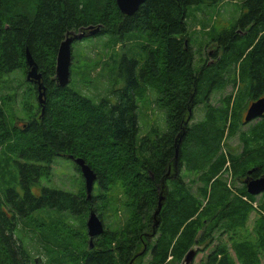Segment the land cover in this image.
Returning <instances> with one entry per match:
<instances>
[{
	"label": "trees",
	"instance_id": "obj_1",
	"mask_svg": "<svg viewBox=\"0 0 264 264\" xmlns=\"http://www.w3.org/2000/svg\"><path fill=\"white\" fill-rule=\"evenodd\" d=\"M225 1L145 0L124 16L115 0H35L32 14L21 13L15 0H0V91L25 69L26 52L46 89L43 110L14 126L6 123L7 94L0 95V264H38L33 253L45 264H144L147 255V264H181L189 252L208 249L200 264L264 263V197L247 194L243 183L264 177V115L244 122L250 104L264 97V0H241L238 19L210 39L218 49L211 55L215 63L193 69L188 9L217 10ZM99 24L93 37L106 38L104 51L119 53L111 57L114 86L95 103L53 79L66 34ZM129 46L145 56L136 58L138 50ZM227 85L232 92L224 104L209 105L189 124L195 108ZM28 93L36 96V87ZM147 96L163 111L164 126L154 122L139 136L138 110ZM233 137L235 149L226 143ZM57 157L83 159L96 174L97 193L87 199L83 187L71 193L42 185ZM103 162L111 173L98 165ZM187 171L196 173L198 187L187 183ZM40 211L63 225L80 219L83 226L94 211L119 228L92 248L57 256L60 238V245L49 243L56 249L26 242L27 219ZM252 213L258 218L248 234Z\"/></svg>",
	"mask_w": 264,
	"mask_h": 264
},
{
	"label": "rangeland",
	"instance_id": "obj_2",
	"mask_svg": "<svg viewBox=\"0 0 264 264\" xmlns=\"http://www.w3.org/2000/svg\"><path fill=\"white\" fill-rule=\"evenodd\" d=\"M240 1L241 0H226L222 5L219 6L217 10H215V6H207L206 8V6L203 5L191 6L188 9V30L194 38L193 47L194 50L197 51L195 54V64L193 65L194 70L198 69L203 64L211 65L215 63V59H213L211 55L215 49H218L210 39H212L214 34L219 33L223 29L229 28L231 25H233L234 21L238 19L240 16V12L238 11ZM15 2L16 7H20V9H22L20 10L22 11L21 13L31 12L32 14L35 0H15ZM204 11L210 12L207 15V18ZM98 26L101 28L100 24ZM205 26L212 28L213 33L206 32V34H204V32L199 30L200 28L203 29ZM102 38L103 37H86L85 39L73 44L70 65V81L68 83L70 88L79 92L83 96L90 98L95 103L99 102L101 98L105 97L106 93L109 90L111 91V88L114 86V82L111 80V76H114L111 73L113 68L111 57L112 54H116L115 51L119 53L117 48H108L107 51H104L103 43L106 41V38L101 40ZM120 48L121 47H119V50ZM131 48L133 47L129 46V49ZM133 49L138 50V52L135 53L136 58L139 56L143 58L145 56V53L140 51L138 48ZM22 67H25V69L16 71L7 78L6 86L1 87L0 91V95L7 94V96L3 98H8L4 104L6 111V123L8 126H14L16 123L17 125L21 124L23 121L28 120L32 113H38L41 109V105H39L37 100V95H28V90L30 87H33V84L26 81V72L28 71L26 60L22 61ZM6 77L2 81L3 85L6 81ZM123 83L124 82L120 80L118 82V86H122ZM5 87L9 88L5 89ZM231 92L232 86L230 85H227L223 89L216 90L213 94H211L209 100L206 101L205 104H201L195 108L194 113H192V120L189 122V124L194 121H200L203 118V110L206 109V107H209V105L215 107L219 104H224L225 101L222 102V100ZM152 100L153 99H150L147 96L146 102L140 105L138 110L139 136L148 134L153 129L154 122H156L160 127L164 126L163 111L155 107L152 103ZM30 105H32V107H30ZM34 106H37L36 111H34ZM245 127L247 126H244V128ZM226 143L228 147L235 149L237 146V138L233 137ZM105 158L106 157H103L102 161ZM98 165L103 171L105 169L106 172L111 173V171L108 169V166H111L110 163L103 162ZM103 165L105 168H103ZM183 175L185 176V179L191 188L198 187L199 182L195 181V172L187 171L185 173L183 172ZM41 184L45 186L57 187L61 190L71 193H77L78 190L82 189L83 187L85 193L84 181L81 174L78 172L77 168L74 167L73 161L64 157H57L53 160L51 165V175L48 178L41 179ZM94 187H96V183H94L91 195L94 194V191L95 194L97 193V191L94 190ZM262 196L264 197V193H262ZM33 216L34 217L27 219V227L24 226V232L28 235L26 242L29 243L30 247H33V244L30 241L32 240L36 246H48L50 249H56L53 244L49 243L56 242L59 244L58 238L62 239L63 243L62 245L59 244L61 249H58L60 251L57 256L63 253V251L64 254H67V251H75L80 253L89 247V236L87 235L85 225L83 226L82 220L77 219L72 223L68 222L67 225H63L56 220L55 216L46 218V214L42 211L36 212ZM87 217L88 214L83 217L84 223H86ZM257 218V214L252 213L247 226L248 234L251 233L254 222ZM120 219L122 220V217H120ZM111 220L112 219L110 217L103 223L105 234L119 228L118 226H114L113 230ZM120 233L122 235L123 231H120ZM97 238L98 237L93 238L92 246L95 239ZM224 240L226 239L224 238ZM210 250L211 249L198 252L191 264H200L201 261L205 260V257L207 254H209ZM33 256L35 259H37V261L39 259L38 264H45L47 262L44 256H40L37 253H33ZM149 258V255H147L144 259V264H147ZM72 264H81V261H75Z\"/></svg>",
	"mask_w": 264,
	"mask_h": 264
},
{
	"label": "water",
	"instance_id": "obj_3",
	"mask_svg": "<svg viewBox=\"0 0 264 264\" xmlns=\"http://www.w3.org/2000/svg\"><path fill=\"white\" fill-rule=\"evenodd\" d=\"M116 5L120 13L124 16H132L134 15L139 7L144 4L145 0H115ZM86 32L80 33H70L66 34L65 39L60 43L56 58H55V76L54 82L58 87L64 89L68 86L70 81V65L72 58V45L74 42L81 41L86 37H91L96 35L100 31V26H89ZM26 65L28 71L26 72V81L32 83L36 87L37 92V100L39 105H41V109L44 108L45 103V87L41 82V74L38 72V67L34 62L33 58L30 56L28 52L25 54ZM39 92V93H38ZM44 99V100H43ZM264 115V97L257 99L248 107L244 122L249 123L255 119H258ZM75 165H77L80 174L84 181V189L86 193L87 199H90L91 192L93 190L94 183L96 181V174L94 171L85 164L82 159H74ZM251 171H249L250 173ZM246 192L251 196H258L264 192V177H259L257 179H252L246 183ZM161 200L162 197L159 198V203L157 210L154 213V227L157 228L159 225V221L156 220L157 215L161 209ZM85 227L87 230V235L89 236V248H92V240L95 237H99L104 233L103 222L99 219L94 211H89L88 217L85 223ZM195 258L194 251L189 252L185 260L182 264H191Z\"/></svg>",
	"mask_w": 264,
	"mask_h": 264
},
{
	"label": "flooded vegetation",
	"instance_id": "obj_4",
	"mask_svg": "<svg viewBox=\"0 0 264 264\" xmlns=\"http://www.w3.org/2000/svg\"><path fill=\"white\" fill-rule=\"evenodd\" d=\"M26 60V58H25ZM33 87L35 88V86L33 85ZM39 93V92H38ZM259 178V177H258ZM252 179H257V178H250V177H247L243 180V183H244V186H245V190H246V183L249 182L250 180ZM247 191V190H246ZM264 193V192H263Z\"/></svg>",
	"mask_w": 264,
	"mask_h": 264
},
{
	"label": "built area",
	"instance_id": "obj_5",
	"mask_svg": "<svg viewBox=\"0 0 264 264\" xmlns=\"http://www.w3.org/2000/svg\"><path fill=\"white\" fill-rule=\"evenodd\" d=\"M245 200V199H244Z\"/></svg>",
	"mask_w": 264,
	"mask_h": 264
}]
</instances>
